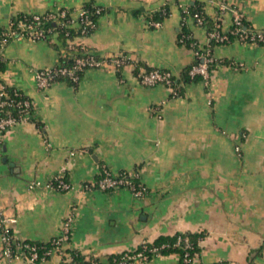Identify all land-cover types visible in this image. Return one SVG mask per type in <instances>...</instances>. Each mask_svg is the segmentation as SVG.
I'll return each instance as SVG.
<instances>
[{"label": "crops", "instance_id": "obj_1", "mask_svg": "<svg viewBox=\"0 0 264 264\" xmlns=\"http://www.w3.org/2000/svg\"><path fill=\"white\" fill-rule=\"evenodd\" d=\"M218 1L0 0V30L16 14L66 9L75 16L86 3L101 7L84 45L98 57L129 58L127 65L89 68L77 82L57 80L39 90L35 70L59 61L57 33L13 38L1 50L0 84L20 90L33 108L32 121L0 132V210L16 219L17 239L46 242L71 216L64 250L99 264L178 232L203 234L195 264H264V44L210 45L207 26L188 19L198 46L232 64L213 66L207 81L173 86L177 95L136 78L146 67L179 78L194 56L178 41L182 9L198 4L212 20ZM230 2L249 26L264 30V0ZM162 7L167 15L153 19ZM229 25L226 14L222 29ZM103 169L136 172L144 192L86 189ZM56 175L68 190L46 187ZM67 260L53 254L11 264ZM132 264H181V258L158 253Z\"/></svg>", "mask_w": 264, "mask_h": 264}, {"label": "built area", "instance_id": "obj_2", "mask_svg": "<svg viewBox=\"0 0 264 264\" xmlns=\"http://www.w3.org/2000/svg\"><path fill=\"white\" fill-rule=\"evenodd\" d=\"M164 10L163 8L161 9ZM100 7H96L93 14L99 15ZM230 16V25L227 30L222 29V18L224 15ZM69 18L65 19L58 25V30L63 31L64 27L76 25L80 27V34L75 40L70 41L68 48L74 54L79 56L74 58V63L71 67H43L38 68L34 72L35 86L39 90L46 89L53 82L57 81V77L62 76L68 78L72 82H77L79 76L77 73L83 72L89 68H102L127 65L129 63L128 56L117 54L105 57H98L89 51L84 43L83 37L89 35L95 27L94 20L89 16L84 8L77 11L75 16L66 9L58 11H50L42 14H22V17L17 20L10 19L7 26L0 30V53L4 46L13 38H28L31 40H45L54 31L51 28H45L42 23L45 21H56L57 16ZM191 19L195 24L203 25V17L198 13H189L187 8L182 9L181 22ZM213 26L208 31V38L215 43H225L230 40H237L241 43H264V30L254 29L245 26L244 15L239 8L233 5L230 0H219L216 4L215 13L212 17ZM150 26H158V21L150 20ZM66 36L68 33L63 31ZM78 47H75V45ZM201 61L192 65L188 71L190 76L199 75L200 79L207 81L210 75V64L229 65L226 59H215L212 57L210 48L206 47L202 53L197 54ZM137 80L146 86L163 84L171 90L173 95H177V89L173 88L172 79L175 76L168 70L154 68L150 71H139L136 74ZM7 84H0V110L10 108L5 113L0 115V132L8 130L17 123L30 122L33 120L32 103L28 97L22 92L13 89L12 95H8L5 91ZM136 172L122 171L116 174L111 173L107 169H103L101 175L91 184H86V189L97 188L100 190H112L118 187H125L136 195H141L144 192V187L138 180ZM37 183H32L29 186L33 187ZM46 187L54 188L60 191H66L70 188V184L61 175L52 177L46 184ZM16 219L6 216L0 210V262L11 264L13 260L23 259L29 263H36L44 260L53 254H57L63 259H69V253L64 250L63 244L69 239L71 232L72 218L68 216L63 222L60 233L46 241L47 247L37 248L34 245H29L23 240L17 239L13 233L12 225ZM183 247L186 249L182 255V264H195V256L190 255L187 250L190 247L187 237L183 238ZM180 243V239L176 241V245ZM158 254V247H148L142 244L140 249L131 252H123L118 257L113 259L114 264H132L136 260H147L150 255ZM87 264H97L91 261Z\"/></svg>", "mask_w": 264, "mask_h": 264}, {"label": "trees", "instance_id": "obj_3", "mask_svg": "<svg viewBox=\"0 0 264 264\" xmlns=\"http://www.w3.org/2000/svg\"><path fill=\"white\" fill-rule=\"evenodd\" d=\"M96 7H98V6L93 5L91 3H86L82 7L86 10V12L94 20L95 23H96L97 17L99 16L97 14H93V11ZM162 8L164 9L163 11L161 10ZM162 8L154 11L151 14V17L153 19H162L164 16H166L167 15V9L165 7H162ZM187 10L191 14L198 13L203 17V25L207 26V31H209L212 28V26H213L212 20L204 14L200 5L190 4L188 6ZM101 12H102V8H101L100 13ZM21 17H22V14H16L12 17V19L17 20V19H20ZM67 18H69L68 15H66L65 17L57 16L56 21H45L42 23V26H44L45 28L53 29L54 32L57 33V36L60 40L61 50L59 51V61L55 65L57 67H67V68L71 67L74 63V58L79 56L78 54L72 53V51L68 48V44L70 41L75 40V38H77V36H79L80 27L76 26V25H70V26L64 27L63 31H66L68 33V35H66V36L63 34V31H61L60 29L58 30L59 23L62 21H65V19H67ZM187 22L188 21H185L181 24V28H180V31L178 33V41L180 43L185 44L186 46H189L191 48V50L193 51L194 56H193V61L191 62V64L183 69L179 78H173L172 79V85L174 87H177L179 83H186L189 81H196V80L200 79L199 75L190 76L188 71L190 70L192 65H195L201 61V58L198 55H196V53L197 54L202 53L204 48L199 47L197 42L195 41V39L191 36ZM245 26L247 27V29L249 27H251L246 22H245ZM230 41H232V40H230ZM211 43L216 44L213 40H210V45H211ZM225 43H228V42H225ZM258 44H264V43H258ZM78 46H79V44L75 45V47H78ZM215 63L216 62L210 64L209 69H211L213 66H215ZM1 67H2V61L0 58V68ZM152 69H154V68L146 67L144 71H150ZM81 73L82 72H80V73L78 72L77 75L80 77ZM57 80L70 81L68 78L62 77V76L57 77ZM70 82H72V81H70ZM14 88L15 87H13V86H10V87L6 86L5 91L8 95L11 96ZM16 90L20 91L18 89H16ZM177 93H178V91H177ZM7 110H10V108L1 109L0 115L5 113ZM202 236H203L202 233H181V232H178V233H175L174 235H171V236H160L151 244L146 243V242H144L142 244H144L148 247H151V246L158 247V253L177 252L180 255V258L182 260V255H183L184 251L186 250L183 247V241H182L183 238L187 237V239H188L190 247L187 250L189 251L190 255H198L199 251H200L199 240L202 238ZM178 239H180V243L178 245H176V241ZM23 241L29 245H34L37 248H40L43 246L44 247L48 246L47 242L28 241V240H23ZM142 244L140 245V247L138 249L141 248ZM68 253H69V259L67 260L68 264H87L91 261H94L97 264H99V262L96 258H94L92 256H85L84 254H81L80 252H78L76 250L69 251ZM118 256H116V257H118ZM181 264H182V261H181Z\"/></svg>", "mask_w": 264, "mask_h": 264}]
</instances>
